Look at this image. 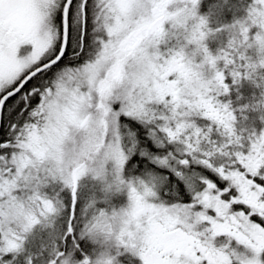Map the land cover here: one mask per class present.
Segmentation results:
<instances>
[{
    "label": "snow or ice",
    "instance_id": "obj_1",
    "mask_svg": "<svg viewBox=\"0 0 264 264\" xmlns=\"http://www.w3.org/2000/svg\"><path fill=\"white\" fill-rule=\"evenodd\" d=\"M0 264H264V0H0Z\"/></svg>",
    "mask_w": 264,
    "mask_h": 264
}]
</instances>
